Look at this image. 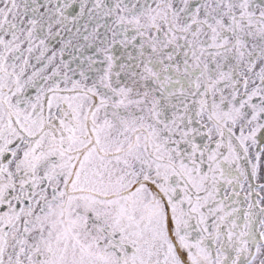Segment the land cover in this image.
<instances>
[{"label": "snow or ice", "instance_id": "6c2138e0", "mask_svg": "<svg viewBox=\"0 0 264 264\" xmlns=\"http://www.w3.org/2000/svg\"><path fill=\"white\" fill-rule=\"evenodd\" d=\"M0 264H264V0H0Z\"/></svg>", "mask_w": 264, "mask_h": 264}]
</instances>
